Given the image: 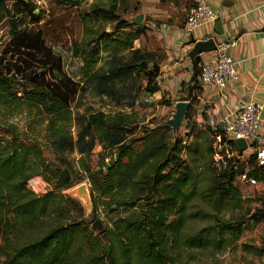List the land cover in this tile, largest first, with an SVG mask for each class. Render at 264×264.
Segmentation results:
<instances>
[{"label": "trees", "instance_id": "trees-1", "mask_svg": "<svg viewBox=\"0 0 264 264\" xmlns=\"http://www.w3.org/2000/svg\"><path fill=\"white\" fill-rule=\"evenodd\" d=\"M36 1L0 0V26L7 29L8 35L0 54L12 43L23 41L24 31L17 30L12 19L14 14L28 12L33 22L42 20L44 15L35 12ZM57 2L65 4L64 0ZM110 2V6L94 3L90 12L80 13L82 31L92 39L86 49L73 41L72 56L83 57V76L94 95L108 97L116 106L131 107L143 98L142 94L150 96L159 90V65L152 53L132 48L133 40L144 31L142 26L127 32L124 38L122 29L130 24L114 13L116 0ZM100 19L102 26L94 28V22ZM113 22L117 29L109 34L104 25ZM120 37H123L121 46L120 41H115ZM124 49H129L131 55L122 57L120 52ZM103 52L107 59L98 65ZM199 74L200 58L196 56L191 81L185 87L196 101V93L201 90ZM33 79L36 81V77ZM33 79L26 80L29 86H23L13 73L0 69V105L13 102L16 107L28 105L46 116L42 119L45 122L42 134L33 138L26 137L11 124L2 127L7 136L0 138V238L3 239L6 231H17V225L29 227L47 206L57 203L56 193L50 191L41 197L32 195L26 188L30 177L45 174L58 191L71 186V173L66 169H47L41 153L42 140L57 152L77 150L80 167L89 179L92 203L95 196L118 198L117 205H137L142 213L114 221L115 229H110L109 235L116 248L109 252L98 245L85 256L81 245H77L83 236L87 239L90 234L84 223L71 220L55 224L40 238L23 243L11 250L12 253H0L5 258L0 264H187L186 259L195 256L193 250L216 252L236 242L247 217L254 224L264 219V209L245 208L247 201L235 182L236 176L243 172L257 181L264 179V165L256 163L254 154L244 160V165L237 157L227 158L223 150L219 151L221 159L215 160L216 151L212 146L202 165L206 175L204 185L198 187L201 178L198 174L202 173L194 171L182 159L178 138L171 142L155 126L143 130L141 138H127L130 132L127 127L136 122L133 111H94L72 116L71 91L49 89ZM75 123L81 127L74 136L71 127ZM207 128L214 137L220 135L221 142L225 140L220 127L208 125ZM97 143L102 145V150L95 155L93 148ZM230 143L233 147V142ZM92 156L96 159L92 160ZM202 157L205 158L203 154ZM195 199L206 204L211 212L199 208L192 212ZM194 215L204 219L210 216L211 222L196 231H187V223ZM241 247L253 254L262 252L245 243Z\"/></svg>", "mask_w": 264, "mask_h": 264}, {"label": "rangeland", "instance_id": "rangeland-1", "mask_svg": "<svg viewBox=\"0 0 264 264\" xmlns=\"http://www.w3.org/2000/svg\"><path fill=\"white\" fill-rule=\"evenodd\" d=\"M63 3L65 4L60 5L57 0H37L35 12L38 13L40 11L44 15L38 23L32 21V16L28 12H21L12 16L17 30L21 33L24 31V38L22 43H12L2 51L0 54V69L13 73L23 86H29L26 80L36 77L37 83L46 88L64 89L66 92L71 91L72 95H70L69 106L72 116L88 114L94 111H103L104 113H115L121 110L133 111L136 122L127 127L130 129L127 138H141L144 135L142 131L153 126L158 127L157 131L163 130L171 142L175 138H178L181 140L182 148L180 156L182 159H186L194 171L202 173V175L198 174L201 178L197 186L204 185L203 178L206 175L202 165L207 160L212 146L216 152L220 149L217 147L216 137L207 128L210 124L206 120L204 110L198 109L196 107L197 101L192 99V95H188V91L185 88H182L179 98L180 101L189 103V109L183 120L173 130L169 120L173 117L175 105L170 100L164 98V96L158 99L142 94V97L148 99L147 102L127 107L116 106L113 100L108 97L94 95L89 82L83 76V57L72 56V42H78L82 49L88 47V43L92 37L89 38V36H85V33H83L80 13L90 12L94 3L110 6L111 2L110 0H64ZM115 10L114 13L119 15L121 20L130 24L122 29L125 33L123 35L124 38L126 37V33L133 31L135 27L140 25L144 28L143 33L133 40L132 48L152 53L155 59L158 60L161 52L153 39L152 29L149 32L145 25L151 17L145 12L140 1L116 0ZM139 14L142 15V20L136 23L135 17ZM102 24L101 19L95 21L94 28H100ZM104 29L107 33L112 34L117 29V24L115 22L106 24L104 25ZM119 39L115 41H120L121 46L123 37ZM7 40V29L0 26V50ZM120 54L122 57L131 55L129 49L122 50ZM99 57L98 65L107 59L104 52ZM142 82L144 83V81ZM19 89H21V86ZM19 94L21 95L22 93L19 92ZM196 94L198 96V93ZM15 104L13 102L9 105L8 103L0 105V138L7 136L2 128L7 123L16 126L26 137L33 138L38 133L42 134L45 126V122L42 119L46 118V116L39 115L35 107L28 105L16 107ZM212 125L214 127L215 124ZM80 127L81 125L77 123L71 127L74 136ZM42 144L41 153L45 164L48 165L47 169L49 168L51 171L66 169L71 173L69 177L71 186L58 191L54 190L53 183L47 180L45 174L38 173L30 177L27 180L26 188L29 192L33 193L32 195L41 197V195L50 191L56 193L54 194V198H56L57 203L47 206L45 211L29 227L17 225V231H6L3 239L0 238V253H12L14 248L23 243L40 238L55 224H65L71 222V220L84 223L90 234L87 239L86 236H83L81 242L77 245H81L85 256H89V250L98 245L101 246V249L104 248L105 251V246H107L108 251L106 252L116 248V243L113 244L109 235L110 229H115L113 225L114 221L125 216H139L142 213V208L137 205L134 207L119 206L116 203L118 198L109 200L106 197L95 196L94 203H92L93 208L90 212H87L81 201L69 194L70 189L81 182H86L88 187H90L89 179L80 167V154L77 150L57 152L44 140H42ZM101 150L102 145L97 143L93 148V153L96 155ZM202 154L205 158H201ZM214 158L217 159L218 157L215 156ZM94 159H96V156H92V160ZM237 159L244 165V160ZM106 161H110V158H106ZM48 174L47 170L46 175ZM36 181L41 183L40 187H35ZM236 184L247 201L245 208L254 209L257 208L256 206H262L261 202L264 201V190L259 185H248L239 182H236ZM38 202L40 203V201ZM198 208L203 212H211L206 204L195 199V205L192 208L193 211L192 209L191 211L194 212ZM245 221L246 224L239 239L229 247L216 252H212L211 250H193L191 252L195 256L191 259H186V263L261 264L256 256L244 253L240 246L244 243L247 245H257L256 242L260 244L264 243V222L255 226L248 217ZM210 222V216L204 219L200 215H194L189 219L186 230L196 231ZM2 259L5 258L0 257V261Z\"/></svg>", "mask_w": 264, "mask_h": 264}, {"label": "crops", "instance_id": "crops-1", "mask_svg": "<svg viewBox=\"0 0 264 264\" xmlns=\"http://www.w3.org/2000/svg\"><path fill=\"white\" fill-rule=\"evenodd\" d=\"M139 1L151 17L145 25L149 32L152 29L153 39L161 52L158 59L159 90L150 97L161 99L164 96L174 105L180 101L181 89L185 88L192 78L193 61L189 57L193 48L191 39L197 41L211 38L214 43L236 40L237 44L228 49V54L236 63L239 80L229 81L225 88L200 84L196 107L204 110L210 125L215 124V128L222 129L225 121L234 116L244 103L258 102L262 109L256 135L264 137V18L261 13L263 0H207L213 19L201 20L188 31H184L183 26L192 0ZM196 56L200 58V64L206 63L212 61L214 52H201ZM251 154L253 147L247 145L246 149L238 152L237 158L245 160ZM235 182L247 184L241 182L238 175ZM256 185L264 190V179L259 180ZM261 203V207H256L264 209V201ZM261 222H264V219L255 226ZM256 244L253 246L262 249L259 254L247 252L241 246L240 248L244 253L256 256L261 264H264V243Z\"/></svg>", "mask_w": 264, "mask_h": 264}, {"label": "built area", "instance_id": "built-area-1", "mask_svg": "<svg viewBox=\"0 0 264 264\" xmlns=\"http://www.w3.org/2000/svg\"><path fill=\"white\" fill-rule=\"evenodd\" d=\"M261 13L264 18V0L261 5ZM213 19V13L207 4V0H192V5L187 11L186 20L183 26L184 31H188L193 25L201 20ZM237 44L236 40H221L215 42L214 56L212 61L200 64L199 83L213 84L218 88H225L229 81L239 80V72L235 61L228 54V49ZM148 101L146 97L137 99L135 105L139 102ZM262 105L255 101H248L239 107L234 116L225 121L222 128L225 140L221 142L220 135H216L217 147L219 151L223 150L227 158L238 157V150L235 147L236 139H244L247 145L253 147V154L258 165H264V137L256 135L259 127L260 111ZM230 141L233 142V147ZM216 152L215 160L221 159L220 152ZM241 182L249 185H256L258 181L247 175L246 172L238 174ZM41 186V183L35 182V187ZM44 187V186H42Z\"/></svg>", "mask_w": 264, "mask_h": 264}, {"label": "water", "instance_id": "water-1", "mask_svg": "<svg viewBox=\"0 0 264 264\" xmlns=\"http://www.w3.org/2000/svg\"><path fill=\"white\" fill-rule=\"evenodd\" d=\"M142 20V15L139 14L135 17V22L139 23ZM193 42V48L189 52V57L191 61L195 59V56L201 52H210L215 49V43L213 39H204L197 40L191 39ZM189 109V103L186 101H178L175 104V112L173 114L172 119L169 120V123L174 130L178 124L183 120L187 110ZM235 147L238 151H243L246 149L247 144L244 139H236L234 141ZM69 194L76 197L81 201V203L86 208L87 212H90L92 209V202L88 184L86 182H81L74 187H72L69 191ZM106 251H108V247L105 246Z\"/></svg>", "mask_w": 264, "mask_h": 264}]
</instances>
